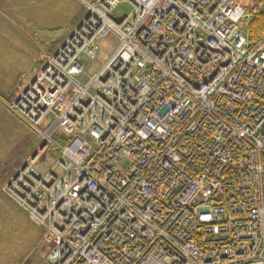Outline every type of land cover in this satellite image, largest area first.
Instances as JSON below:
<instances>
[{"label": "built area", "instance_id": "2783aa9c", "mask_svg": "<svg viewBox=\"0 0 264 264\" xmlns=\"http://www.w3.org/2000/svg\"><path fill=\"white\" fill-rule=\"evenodd\" d=\"M77 2L85 17L8 106L38 146L5 192L43 229L47 264H264V34L249 43L248 1Z\"/></svg>", "mask_w": 264, "mask_h": 264}, {"label": "rangeland", "instance_id": "374dc122", "mask_svg": "<svg viewBox=\"0 0 264 264\" xmlns=\"http://www.w3.org/2000/svg\"><path fill=\"white\" fill-rule=\"evenodd\" d=\"M245 1H248L247 6L255 5V0ZM18 3L27 7V14L33 21L34 30L32 32L35 33H39L42 29H54V33L58 35L64 31L67 33L75 28V24L69 29L65 28V25H69V21H78L85 17L77 0H19ZM261 10L264 11L263 8ZM131 11L132 6L129 3L121 4L116 8L115 16L121 18L130 14ZM246 29V27L243 28L245 33ZM3 36H5L4 33H1V39L5 41V45L0 46L5 47L1 60L4 69L0 70L12 77L15 75V70L11 68L12 64L21 66L18 57L14 59L13 56H19L20 52L29 51L22 49L26 41L21 33L14 32L7 38ZM14 36L18 38L16 42L13 40ZM117 45V39L111 36L98 43L95 59L85 61V73L79 78L81 84H85L103 68L115 52ZM27 52L26 55L31 54ZM23 67L27 69L26 66ZM6 82V79L0 77V95L2 88L8 89V85L5 87ZM23 86L20 84L16 89L14 88V97L20 94ZM5 100V104L0 100V264H47L43 229L36 225L5 192L8 182L37 148L35 135L9 110L8 106L12 99L5 98ZM56 141L59 145L63 144V136L58 135ZM55 151V149L47 151L36 163L35 172L37 174L42 175L49 171L56 161Z\"/></svg>", "mask_w": 264, "mask_h": 264}, {"label": "crops", "instance_id": "0c3cea01", "mask_svg": "<svg viewBox=\"0 0 264 264\" xmlns=\"http://www.w3.org/2000/svg\"><path fill=\"white\" fill-rule=\"evenodd\" d=\"M18 2L19 0H0V46L5 45L4 39H1V33H4V38L10 37L14 32L21 33L26 41V44L24 43V48L22 49H27L29 52H20L21 54L19 56H13L14 59L18 57L17 59L21 66H17L14 63L12 64L11 68L15 70V75L11 77L8 73L2 71L4 68L1 64V60L4 55L5 47H0V69H2L0 70V77L7 80L5 87L8 85V89L2 88L1 90L3 95H0V100L3 103L5 98L12 99L10 103L15 100L16 96L14 97V88L16 89L20 84L25 86L33 78L37 71L40 70L46 58L52 56L74 30H70L67 33H65L66 31L60 32L61 34L59 33V35L54 33V29H42L39 33L32 32L34 30L33 21L27 14V7ZM78 6L81 9L79 4ZM81 20H73L75 23L71 20L68 23L69 25H65V28L69 29L70 26H73L74 24L76 26ZM23 23L30 24L24 25ZM37 34H39V36H37ZM34 36L36 37L34 38ZM16 39L18 38L14 36V42H16ZM26 52L31 53L32 55H26ZM23 66H26L27 69ZM11 89L14 90V92H12ZM35 144V146H38V141ZM55 155H57V159L58 154L56 153Z\"/></svg>", "mask_w": 264, "mask_h": 264}, {"label": "trees", "instance_id": "16d2710c", "mask_svg": "<svg viewBox=\"0 0 264 264\" xmlns=\"http://www.w3.org/2000/svg\"><path fill=\"white\" fill-rule=\"evenodd\" d=\"M244 8L246 13L251 14V19L246 26V34L249 43L253 44L264 34V11L256 3L253 6L245 5Z\"/></svg>", "mask_w": 264, "mask_h": 264}]
</instances>
